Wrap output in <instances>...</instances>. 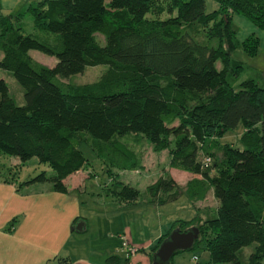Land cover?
Here are the masks:
<instances>
[{
    "label": "trees",
    "instance_id": "16d2710c",
    "mask_svg": "<svg viewBox=\"0 0 264 264\" xmlns=\"http://www.w3.org/2000/svg\"><path fill=\"white\" fill-rule=\"evenodd\" d=\"M218 2L209 11L207 0H35L26 11L37 33L17 23L23 13L0 10V68L13 73L25 99L18 103L0 76V151L23 162L36 156L55 171H40L19 186L50 181L54 190L67 192L68 177L88 162L82 141L109 163L135 169L140 157L115 140L142 133L156 149L170 150L172 167L194 174L186 184L161 175L147 186L151 203L164 204L186 193L196 206L211 189L218 200L214 213L209 207L206 215L199 211L192 219L177 220L151 249L152 258L174 228L198 225L194 246L205 241L212 263L261 264L264 82L247 78L237 86L233 77L244 65L232 50L259 54L260 36L252 32L240 40L234 15L264 28V0ZM31 49L55 55L56 64H43ZM99 64L104 68L96 80L66 89L62 77ZM241 120L246 125L241 145L223 144L225 161L214 159V152L202 156L205 142L217 141ZM111 143L106 154L104 146ZM117 187L123 199L139 196L132 184ZM253 242L245 262L239 251ZM107 260L117 264L119 257Z\"/></svg>",
    "mask_w": 264,
    "mask_h": 264
},
{
    "label": "rangeland",
    "instance_id": "374dc122",
    "mask_svg": "<svg viewBox=\"0 0 264 264\" xmlns=\"http://www.w3.org/2000/svg\"><path fill=\"white\" fill-rule=\"evenodd\" d=\"M215 1L218 0H208V10L215 9L210 8L214 7ZM23 16L20 21L17 20V23L24 27V31L39 32L33 15L26 12ZM234 22L238 23L240 28L238 31L240 40L255 29V26L252 28V23L242 14H236ZM260 32L264 41V31ZM263 51L260 50L259 54L250 56L242 47L232 50L234 59L244 65V68L233 77L237 86L247 78H257L264 82ZM30 53L43 64L53 66L57 62L55 55L41 50L31 49ZM103 68L102 64L87 66L82 74L62 77L61 80L66 89L79 88L96 80ZM0 76L6 79L10 93L16 101L23 103L24 88L13 73L0 68ZM245 129V121L241 120L236 127L218 136L217 141L208 140L202 145V156L215 154L214 159L220 158L225 161L228 152H226L227 146L223 144L241 145ZM118 137L115 143L123 145L125 149H133L140 157L138 167L128 169L109 163L95 146L82 141L81 148L88 158L87 164L70 175L67 192H54L56 193H53L54 195L49 194L48 190L44 192L45 187L52 185L50 181L32 184L30 190L27 186H19L21 181L40 171L45 170L48 175L53 174L55 171L49 163L40 162L36 156L23 162L15 155L0 151V218L11 215V221L13 218L16 219L14 224L22 221V224L17 225L18 229L11 232L13 235L6 236L0 232V257L3 262L6 264H111L107 260L108 257L117 255L119 257L117 264H137L136 258L145 257L147 253V258L140 263L152 264L151 249L161 236L166 234L180 218L192 219L196 215V210L186 193L176 200L160 205L153 204L149 201L147 186L161 175H171L185 184L189 172L172 167L170 150L156 149L150 139L142 133H130ZM111 145L112 143L104 146L106 154L110 153ZM210 170L214 171L213 164ZM117 183L136 186L140 191L138 198L123 199L118 194ZM7 187L10 191H6ZM204 205H209L212 213L217 211L218 207L214 199L205 202ZM80 221L86 224L84 230L72 229ZM124 242L135 244L133 247L136 252L128 251ZM255 246L256 242H253L239 251L240 257L245 262L249 261ZM195 256H198V259ZM171 264L215 263L211 262V254L206 242L201 241L193 248L178 251ZM261 264H264V257Z\"/></svg>",
    "mask_w": 264,
    "mask_h": 264
},
{
    "label": "crops",
    "instance_id": "0c3cea01",
    "mask_svg": "<svg viewBox=\"0 0 264 264\" xmlns=\"http://www.w3.org/2000/svg\"><path fill=\"white\" fill-rule=\"evenodd\" d=\"M35 0H0V10L1 11H3V12H5V13H15V14H17V13H23V15L27 12L26 10H27V8H28V6H29V4L30 3H32V2H34ZM207 3H208V0H207ZM218 5H219V2L218 1H215V5H214V7H210L211 9H213V8H217L218 7ZM209 6V5H208ZM210 11V10H209ZM22 15V17H24ZM236 15V14H235ZM234 15V16H235ZM238 18V17H237ZM248 18V17H247ZM237 20V19H236ZM240 20H242V19H240ZM248 20H249V22L250 23H252L251 24V26H252V28H254V26H255V29L253 30V31H251L250 33H252V32H257L258 33V35L260 36V41H261V46H260V50H264V41H263V38L261 37L262 35H261V32L260 31H264V28H259V27H257V25L252 21V20H250L249 18H248ZM249 23V24H250ZM255 24V25H254ZM237 25H238V23H237ZM240 29V28H239ZM239 31V30H238ZM249 33V34H250ZM249 34H247V35H249ZM246 35V36H247ZM264 52V51H263ZM176 168V167H175ZM189 172V171H188ZM70 177V176H69ZM68 177V178H69ZM192 177H194V174L192 173V172H189V178H188V180H190ZM187 180V181H188ZM67 183H68V179H67ZM187 183V182H186ZM185 183V184H186ZM28 187V189L30 190L31 188H32V185H29V186H27ZM46 190H48V193L49 194H52V195H54V194H56V193H54V192H59V191H56V190H54V188H53V185H51V186H47V187H45V190H44V192L46 191ZM6 191H10V188L9 187H7V189H6ZM54 193V194H53ZM61 193H65V192H61ZM215 200V202H216V204L218 205V200L214 197V194H213V189H211L209 192H208V195H207V198L206 199H204V200H199V201H197V203H196V206H195V210H196V214L199 212V211H201L202 212V214H204V215H206L205 214V212H203L204 210H208V206L209 205H204L205 204V202H207V201H209V200ZM194 203V202H193ZM202 206V207H201ZM207 213V212H206ZM10 217H11V215H6V216H4V217H1L0 218V232L1 233H3V234H5L6 236H9L10 234L11 235H13V233H11L12 231L14 232V231H16L17 229H18V224H22V221L20 220L19 222H18V224H14L13 226L11 225V229H9V227H10V224H11V220H10ZM83 220V219H82ZM85 224V223H84ZM7 227V228H6ZM86 227V224H85V226H84V228ZM84 230V229H83ZM147 253L145 254V257L144 256H138V258H136V261H135V263H137V264H141V263H143L142 261H144V259H146L147 257ZM130 259H132V257L130 258ZM173 259V258H172ZM132 261V260H131ZM141 262V263H140ZM0 264H6L5 262H3L2 260H1V257H0Z\"/></svg>",
    "mask_w": 264,
    "mask_h": 264
},
{
    "label": "water",
    "instance_id": "95a60500",
    "mask_svg": "<svg viewBox=\"0 0 264 264\" xmlns=\"http://www.w3.org/2000/svg\"><path fill=\"white\" fill-rule=\"evenodd\" d=\"M84 226L85 224L80 221L72 229L82 231ZM199 235L198 225L190 226L185 230L180 227L174 228L153 252L152 264H170L178 251L192 248Z\"/></svg>",
    "mask_w": 264,
    "mask_h": 264
},
{
    "label": "built area",
    "instance_id": "2783aa9c",
    "mask_svg": "<svg viewBox=\"0 0 264 264\" xmlns=\"http://www.w3.org/2000/svg\"><path fill=\"white\" fill-rule=\"evenodd\" d=\"M208 161L210 160V157H208V159H207ZM124 244L125 245H127V249H128V251L129 250H131L133 253H135L136 251H135V248L133 247V245H135V244H132V242H124ZM195 258H198V256H195Z\"/></svg>",
    "mask_w": 264,
    "mask_h": 264
}]
</instances>
